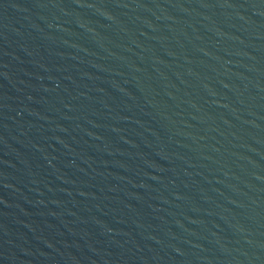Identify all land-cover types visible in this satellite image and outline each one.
I'll return each instance as SVG.
<instances>
[{
  "label": "water",
  "instance_id": "1",
  "mask_svg": "<svg viewBox=\"0 0 264 264\" xmlns=\"http://www.w3.org/2000/svg\"><path fill=\"white\" fill-rule=\"evenodd\" d=\"M0 264H264V0H0Z\"/></svg>",
  "mask_w": 264,
  "mask_h": 264
}]
</instances>
